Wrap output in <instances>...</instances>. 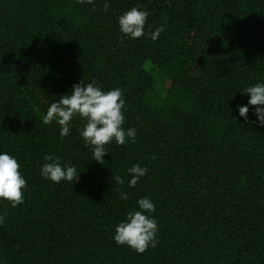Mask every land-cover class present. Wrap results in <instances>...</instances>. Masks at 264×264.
Wrapping results in <instances>:
<instances>
[{
	"label": "trees",
	"instance_id": "obj_1",
	"mask_svg": "<svg viewBox=\"0 0 264 264\" xmlns=\"http://www.w3.org/2000/svg\"><path fill=\"white\" fill-rule=\"evenodd\" d=\"M0 0V150L26 179L23 203L0 199L4 264H264V125L237 112L243 89L264 79V0ZM139 3L145 32L129 38L117 16ZM119 87L134 140L91 158L42 115L78 81ZM53 153L78 180L44 179ZM146 174L129 187L127 168ZM124 178L117 184L112 175ZM128 193L127 199L119 196ZM149 196L155 247L136 252L113 226Z\"/></svg>",
	"mask_w": 264,
	"mask_h": 264
},
{
	"label": "clouds",
	"instance_id": "obj_2",
	"mask_svg": "<svg viewBox=\"0 0 264 264\" xmlns=\"http://www.w3.org/2000/svg\"><path fill=\"white\" fill-rule=\"evenodd\" d=\"M91 3L92 0H81ZM103 10L107 11L109 0H104ZM149 12L139 3L123 10L117 16V24L120 31L129 38H138L148 35L156 40L164 30V25H157L150 32H145V21ZM242 93H247V103L238 104L237 112L244 120H248L249 105L255 116V123L264 125V79L254 84L247 85ZM125 99L119 87L105 89L100 82L78 81L71 85L70 91L52 100L42 115V122L50 124L55 122L59 127L61 138L69 135L71 122L74 116L82 120V127L78 129L84 144L91 145V158L101 162L106 152L105 145L114 140L117 144H124L126 138L134 140L136 128L123 127L125 116L123 110ZM43 163L39 164V174L42 178L59 183L61 180H78V170L75 165L61 160L59 155L44 153ZM20 164L15 155L0 150V199L7 200L12 207L23 203V189L26 188V179L19 171ZM147 167L138 163L127 168L129 187L136 185L140 177L146 174ZM112 180L117 184H123L124 178L120 175H112ZM122 199L128 198V193L120 191ZM136 207L124 213V218L113 226L112 239L120 245L125 244L136 252H143L148 247H155L157 240V218L153 215L155 204L149 196H141L136 199ZM7 216V211L0 212V223ZM0 264L4 261L0 259Z\"/></svg>",
	"mask_w": 264,
	"mask_h": 264
}]
</instances>
